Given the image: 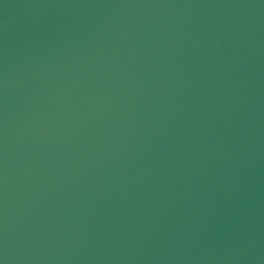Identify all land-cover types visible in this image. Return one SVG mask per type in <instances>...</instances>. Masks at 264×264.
Wrapping results in <instances>:
<instances>
[{"label":"water","instance_id":"obj_1","mask_svg":"<svg viewBox=\"0 0 264 264\" xmlns=\"http://www.w3.org/2000/svg\"><path fill=\"white\" fill-rule=\"evenodd\" d=\"M0 264H264V0H0Z\"/></svg>","mask_w":264,"mask_h":264}]
</instances>
